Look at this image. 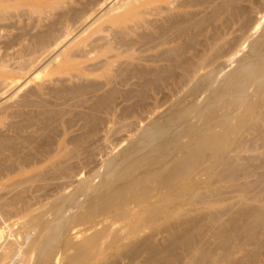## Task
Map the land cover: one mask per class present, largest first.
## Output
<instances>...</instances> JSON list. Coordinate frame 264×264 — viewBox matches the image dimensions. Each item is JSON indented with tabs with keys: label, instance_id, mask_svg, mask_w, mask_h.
<instances>
[{
	"label": "bare ground",
	"instance_id": "bare-ground-1",
	"mask_svg": "<svg viewBox=\"0 0 264 264\" xmlns=\"http://www.w3.org/2000/svg\"><path fill=\"white\" fill-rule=\"evenodd\" d=\"M37 1L0 0V16L15 12L34 20L35 15L53 18L30 40H22L19 52L13 48L16 59L22 61L13 65L8 56L0 57V181H11L16 191L9 201L0 198V214L8 207L19 214L18 229L11 231L8 226L0 242V264H112L118 258L151 264L175 250L190 253L192 260L184 264H196L192 261L202 253L194 239L207 230V219L202 216L216 204L208 199L197 207L202 185L221 183L239 173L233 157L246 149L242 138L255 122L264 121V32L259 25L250 27L251 1L117 0L111 6H107L110 0ZM76 31L85 48L75 51L88 64L78 69L76 62L67 60L61 74L70 81L97 74L95 83L81 82L67 92L87 94L77 105L70 103L75 96L67 100L71 107H81L78 113L65 108L67 101L60 109H49L45 102L31 98L37 94L30 88L13 104L1 102L11 89L8 80L25 72L38 54L55 52ZM214 68L219 77L209 82ZM47 69H54L52 63ZM65 80L64 93L68 89ZM162 88L169 90L175 102L156 116L158 105L148 110L146 100ZM188 99L191 102L182 106ZM139 109H145V117L152 115L149 119L153 120L135 138L121 143L123 148L116 155L106 158L110 170L105 166L101 181L95 179L98 184L84 187L80 181L82 187L79 184L76 191L77 182L76 192L72 189L67 196V181L59 179L74 165L75 161L66 164L67 156L82 143L75 137L67 139L75 121L90 120L103 133H120L133 125ZM59 121L61 129L56 131L54 123ZM51 128L59 132L53 144L37 141L38 135ZM49 175L57 180L54 184L48 181ZM51 184L59 196L46 204ZM238 205L233 213L213 214L211 220L219 226L212 232L218 239L217 249L207 253L205 264H226L231 252H241L235 246L218 252L233 236L226 232V222L220 223L223 215L230 212L245 232L264 228V206L250 208L242 200ZM260 248L256 246L254 254Z\"/></svg>",
	"mask_w": 264,
	"mask_h": 264
},
{
	"label": "rangeland",
	"instance_id": "rangeland-1",
	"mask_svg": "<svg viewBox=\"0 0 264 264\" xmlns=\"http://www.w3.org/2000/svg\"><path fill=\"white\" fill-rule=\"evenodd\" d=\"M21 1H23L24 3H29V2L37 3L38 2L37 0H21ZM40 1L48 3V4L60 2V0H40ZM250 1H251V3H249V5H250L251 10H252L250 13L251 14L250 17H251V21H252V22H250V27H253L254 25L255 26L259 25L262 32H264V29H263L264 26L262 25V24H264V0H250ZM115 2H117V0H110L108 2L107 6H111ZM254 2H255V4H254ZM12 14H14V15H10L9 13H6V14H2L0 16L2 18V20H0V57H3L6 55L9 57V58L6 57V59L8 61H10L11 63L12 62L14 63L17 60L15 63H18L22 60L19 58L16 59L18 56V53H15L14 51L15 50L17 52L20 51V49L22 47V40H23V42L25 39L30 40L32 38V36H34L37 32L42 31V29H44L43 26L45 25V23H49L51 20H53V18H50L49 20H47L43 16L39 17V16L35 15V16H33V17H35V20H36L35 21L31 17L29 18V17H26L24 15H17L15 12H13ZM10 16H12V17H10ZM14 16H16V17L14 18ZM7 18H8V20H7ZM249 20H250V18H249ZM8 25H10L9 28H8ZM12 25H14V26H12ZM22 26L23 27L25 26V27L23 28ZM20 29H22V30H20ZM24 30H25V32H24ZM28 31H30V32H28ZM22 33L23 34L27 33V34H25V36H24V35H22ZM17 34L21 35V36L20 35L18 36L20 38L16 37ZM29 34H31V36ZM77 34H78L77 31L73 32L67 38V40L61 46H59V48L55 52L50 53V55L47 54L49 52L44 53V54H42V53L38 54L37 60H35L33 65H31L29 68H27V70L25 72H23L22 74H19V76L14 78V79L8 80L7 81V83L9 84L8 89H10V88L11 89L7 93L8 97L2 98L1 102H4L6 104H13L14 102L20 100L19 97H21V96L24 97L23 93L25 92V94H27L26 90L28 92V91H30V89H31L30 92H35L34 94H37V95H34L32 93L34 96H31V98L45 102L49 109H51V108H53V109L62 108L63 103H65V101L70 99L71 98L70 96H75V97H74V99H70L71 102L67 101L66 104L68 102H70V103L73 102L74 104L77 102V104H78V103H80L79 100L82 99V97L84 98V96H85V98H86L87 94L86 95H84V94L83 95H70V94L68 95L67 92L69 93V91H70L69 88L72 89L74 85L76 87H78L77 85L81 84V82H82V84L86 83L88 85L90 83H95L97 80H95L94 78L96 77L97 74H94V75H86L85 74V77L81 81L78 80L79 82L77 80L76 81L75 80H73V81L65 80V77H63V75L61 74V72L65 68V63H66L65 61H67V60H73L74 62H76V64H77L76 68H78V69L79 68L82 69L81 68L82 66H85L88 64L84 61V58H80L79 52L76 53V51H75L76 49H78L80 51V50H83V48H85V45L80 44V40H79V38H77V36H78ZM16 38H18V40ZM8 39H10V40H8ZM13 40H14V44L10 43ZM2 42H5V43L9 42V44L5 45ZM10 44H12V45H10ZM4 46H6V47H4ZM7 46H8V48H7ZM18 46H19V48H18ZM81 46H82V49H81ZM13 48H15L14 51H13ZM8 52H9V54H11V56L8 54ZM13 52L16 54L15 55L16 57L14 56ZM4 53H6V54H4ZM39 56H41V57H39ZM10 58H11V60H9ZM15 63L13 65H15ZM51 63H52V66L54 69L48 70L47 68H49V65ZM235 66H236V64L233 66H230L229 70L233 69ZM215 73H217L218 75L214 76ZM219 73L220 72H215V68H214V70H212L209 74V75H211V77L208 79V81L211 82L214 79H216L217 76L219 77ZM203 75H205V73ZM220 78H221V76H220ZM62 80H65V83H63L64 87L68 88V89L66 88L68 91L65 90L66 93H64V88L62 87ZM11 83H13V84H11ZM45 84H47V85L45 86ZM12 85H13V87H11ZM41 85H43L42 91H40V89L42 88ZM46 87H47V89H46ZM58 88L59 89L61 88V89L59 90ZM54 89H55V91H54ZM50 90H52L53 93L50 92ZM62 90H63V93H62ZM58 92H61L62 95L63 94L64 95L67 94V95L61 97L62 96L61 93H58ZM15 93H17L16 96L11 98V95L13 96V94H15ZM43 93H45V94H43ZM88 93H89V91H88ZM162 93H164L166 95H164ZM67 96H69V98ZM88 97H89V94H88ZM77 99H78V101H77ZM188 101L189 102L183 101L181 103V105L183 106L186 103L189 104L191 102L190 99H188ZM173 102H175V101L172 100L171 96L169 95V90L162 88L156 94H152V96H149V98L146 100V106H147L146 108L148 110H151V109L153 110L155 108V105H158L157 112H156L157 114L155 113L157 116V115L162 114V112L164 113L168 109V107H170L172 105ZM59 103H61L62 106ZM77 104H75V105H77ZM71 105L68 103V106H66V107L64 106V107L66 109L70 108V109L75 110L74 113H78L81 110V107H75V106L71 107ZM181 105H179V106H181ZM1 107L2 106H0V108ZM145 113H146L145 109H139V111L136 115L137 118L132 119V121H131V124H133V125L122 129V131L120 133H116V132H114V133L112 132L109 134L103 133L100 129V125L99 124H92L93 125L92 126L91 125L92 122L90 120L75 121V123L77 125L69 130V133L67 135V139L73 140L72 137H75L74 140L80 139L81 141H79V142L84 143L85 142L84 140H86V142H85V144H82V143L79 144V146L75 148V151L73 154L71 152L69 153V156L72 154L71 155L72 158H70L71 156L70 157L67 156L68 162L66 164L68 166H70V163L72 165V163L74 161L75 162H74V165L71 166L72 168L70 167L71 170L66 174V176L63 179H59L60 181H63L62 183L67 181V183L65 185L66 188L64 191V192L67 191L66 195L68 194V192L70 194L72 193L71 191L76 186L77 182H79L77 184V187H78V185L80 184V181L83 182L82 186H84L86 184H88L90 186H93V185L95 186L96 184L99 183L97 181H101L100 177L106 173V171H105L106 168H107V171L110 170V168L108 167V164H109L108 159L112 158V156L116 155L117 151L118 152L120 151V148H123L121 143L122 144H123V142L126 143L132 137L135 138L134 135H137L138 132H140V130H142L145 127V125L147 126L153 120L154 117L149 119L150 117H152V115H149L150 117L147 118L148 116L145 117L146 116ZM76 115L77 114H74L73 116H71V118L76 116ZM103 116L105 117V115H103ZM67 119L68 118H65L64 121H66ZM15 121H17V120H14L13 123H15ZM60 121L54 123L55 128H53V129H55V130L61 129V126H60L61 122ZM18 122H20V120H18ZM57 123L59 126L57 125ZM83 124H85V125H83ZM81 125H82V127H81ZM51 126H53V125H51ZM256 126L259 129L256 128ZM260 126H262V127H260ZM115 127L119 128L120 125L117 123V125ZM79 128H83V129L79 130ZM130 129L132 130V132H129V131H131ZM252 129L250 130L249 133H247L242 138V139H245L243 143L246 145V149L242 150V151H241V149L238 150V152H237L238 158L233 157V164L235 167L238 168L239 173L235 177L230 178L228 180H225L221 183L212 184V182L206 181L202 185V188H201L203 191L199 190L200 193L198 194L197 201H196L197 207H199L200 204L203 203V201H208V199H211L213 202H216V204L211 209V211L207 212L204 216H202L205 219H207V223H206L207 228L206 229L208 231L205 230V233L203 235L196 236L194 239L195 248L196 249L199 248L198 251H200L202 253V255L196 256V259H194V261H192L193 263L195 262L196 264H205L207 253L212 251V250L217 249L218 239L215 236H212V232L215 228H217L219 226H217L218 224L216 225L212 222L211 219H212L213 214H215L218 211H226V210L229 211V210H231V213L237 211L239 208L238 202L240 200L250 203V208L254 205L264 206V184H263L264 183V180H263L264 179L263 178L264 177V155H263L264 154V121L255 122L252 125ZM52 130L50 131L48 129V131H46L44 134L38 135L37 141H39V142L45 141L44 144H49V143L53 144L55 142L54 140H56L59 132L55 133L57 130L56 131L53 130L54 132ZM262 131H263V133L261 134L260 132H262ZM82 133H84V135ZM10 134L13 135L12 133H10ZM78 134L79 135L82 134V135H80L78 137ZM19 135L21 136V132ZM46 135H48L50 137H48V136L46 137ZM76 135H77V137H76ZM259 135L261 136V138H259L260 137ZM20 136H18L17 139H19ZM20 138L21 139H19V141L17 140L18 142H21L22 136ZM49 138H52V140L49 141L50 140ZM82 139H83V141H82ZM41 140H43V141H41ZM46 140L49 142L46 143L47 142ZM252 140H254V141H252ZM125 143L123 145H125ZM250 143H252V145ZM261 143H262L263 147L259 145ZM89 145H91V146H89ZM250 146H251V148H250ZM72 147H73V145H72ZM83 147H85L86 151L81 152V150H84ZM79 149H80V151H79ZM77 151H79V152H77ZM81 153L83 154L82 156H81ZM76 155H77V157H76ZM108 156H110V157L108 159H106ZM244 158H247V159L244 160ZM248 158L251 160V162H247L249 160ZM257 158H259V159L257 160ZM107 160H108V163L106 162ZM261 162H262V164H261ZM104 163H105V165H104ZM43 166L49 167V164L45 163ZM105 166H106V168H105ZM104 171H105V173H104ZM101 173H104V174L100 175ZM260 174H262V176L258 177V175H260ZM52 177L53 176L49 175L48 181H53L52 183L54 184L57 180L52 179ZM237 178H238V180H237ZM95 179L97 180L96 183H95ZM233 179H235V180H233ZM262 180H263V182H261ZM260 182L263 184V186L260 185L261 184ZM10 183H11V181H0V198L3 199L2 200L3 202L9 201V199H11L16 194V191L14 189H12V187L10 186ZM53 184H51V186L46 190L48 192L51 190L50 197L47 200H44V203H46V204H49V201L51 199L53 200L54 198L59 196V194L56 191H53V189H54ZM239 185L241 187H239ZM80 186H81V184H80ZM244 186L247 188V191L246 192L245 191L240 192V189H242ZM250 186H251V189H250ZM77 187L75 188L76 191L79 190V188H81V187H78V189H77ZM248 187H249V189H248ZM75 189H73V190L75 191ZM75 192H73V193H75ZM221 192H223V193H221ZM218 198H220V200ZM225 198H226V200H224ZM229 198H231V199H229ZM257 198H258V200H257ZM252 199L256 200V201H253ZM52 200L50 201V203L53 202ZM258 201H259V203H258ZM231 213L229 212V214L223 215L221 220H220V223L226 222V224L228 225V227L226 228V232L230 235L233 234V236L230 238V240L227 241L226 247L224 249H218V252L223 253L224 250H226L232 246H235L237 248L241 247V252H239L235 255H232V252H231V254L229 256V260L227 261L226 264H235L236 262H239V261H243L245 263H250V264H253V263L264 264V228L254 227L250 232H245L243 225L240 222L232 220V218H231L232 214ZM18 216H19V214L15 211V209L10 208V207L5 208L4 212L0 214V233L3 232V236H0V242L4 238V233H7L9 231V229L7 228L8 226L9 227L12 226L10 229L11 231H15L18 229V226H19ZM1 228H4V229H1ZM3 230H5V231H3ZM164 235L166 237L168 236L167 233H165ZM208 237H209V239H206ZM204 239H206V240H204ZM256 246H261L260 252L258 254H254V252H255L254 249ZM177 253H178V255H177ZM167 256H168V258H167ZM191 260H192V258H191L190 253H186V252H183L181 250L180 251L175 250V251H172L171 254L166 255V257L161 259V261L156 260V261L151 262V264H184V263H187V261H191ZM141 262H142V260L130 262V260H128V259L122 260L121 258H118V259L114 260L112 264H119V263L120 264H143ZM63 263L64 262H62V264ZM189 264H191V263H189Z\"/></svg>",
	"mask_w": 264,
	"mask_h": 264
}]
</instances>
